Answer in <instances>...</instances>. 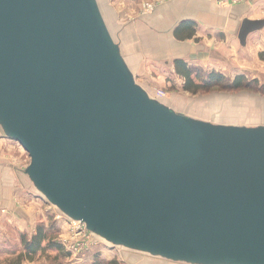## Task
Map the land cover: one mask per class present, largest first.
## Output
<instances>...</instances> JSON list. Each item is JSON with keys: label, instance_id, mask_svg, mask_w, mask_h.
<instances>
[{"label": "water", "instance_id": "1", "mask_svg": "<svg viewBox=\"0 0 264 264\" xmlns=\"http://www.w3.org/2000/svg\"><path fill=\"white\" fill-rule=\"evenodd\" d=\"M263 23L243 18L240 43ZM0 130L27 152L37 192L108 244L264 264V124L151 97L98 0H0Z\"/></svg>", "mask_w": 264, "mask_h": 264}, {"label": "rangeland", "instance_id": "2", "mask_svg": "<svg viewBox=\"0 0 264 264\" xmlns=\"http://www.w3.org/2000/svg\"><path fill=\"white\" fill-rule=\"evenodd\" d=\"M221 1L224 6L227 5V2L229 3L226 0ZM231 1L230 5L238 0ZM252 1L250 0V2ZM169 2H174V0H98L112 34L119 39L121 51L134 73L136 82L140 83L149 95L153 94L155 89L162 90L165 94L163 99L165 101L169 99L174 109L186 112L196 118L200 117L222 124H264V79L262 77L249 79L244 75L251 82L247 88L231 89L230 85H215L206 90L198 89L193 92L185 89V78L177 73L174 62L165 63L163 58L153 53L151 49L142 47L138 31L146 28V14L151 11V8L157 6L161 9ZM261 30L263 38V26L249 33L250 37L252 38L256 35L255 33L261 32ZM145 34L142 32V36ZM255 38L258 39V37ZM144 42L148 46L145 40ZM256 54L257 64L252 60L253 67L258 69L262 64L264 69V51H257ZM166 56L169 59V54ZM260 73L264 74L258 70V75ZM202 74H204L202 69H194L191 75L194 84L201 82L197 76L204 77ZM228 79L231 81L230 77ZM4 137H1L4 141L1 144L3 159L18 169L13 174L14 177L17 178V182L25 193L33 194L32 198L35 199L37 208L42 211L43 216L37 225H44L50 238L61 243L64 251L70 254L65 256L52 246H48L43 252L38 251L32 260L22 259L18 264L23 262L26 264H67L70 258L80 259L85 264H91L95 259H98L100 264H108L110 260H115L116 264H183L170 262L160 257L155 258L143 252L112 246L96 235L84 231L82 223L69 219L57 207L46 201L41 193L37 192L20 170L29 164L27 152L17 141ZM17 173L19 178L16 176ZM32 198L30 197V201ZM24 234L26 239L31 237L27 233ZM19 237L21 238V235ZM8 245L11 246V250H0V264H15L18 261V253L23 250L22 239L21 243L19 239L18 242L15 240L9 242ZM9 251L12 252L9 253ZM80 260L79 263H76L81 264Z\"/></svg>", "mask_w": 264, "mask_h": 264}, {"label": "crops", "instance_id": "3", "mask_svg": "<svg viewBox=\"0 0 264 264\" xmlns=\"http://www.w3.org/2000/svg\"><path fill=\"white\" fill-rule=\"evenodd\" d=\"M221 2V0H174L161 9L157 6L151 8L145 16L146 28L138 31L142 47L151 49L153 53L163 58L165 63L182 60L190 68L202 69L204 72L202 78L215 71L226 78L230 77V80L237 75H245L249 79L260 76L264 79V74L258 75V70L264 72L263 65L261 64L258 69L252 65V60L257 64L255 60L257 51H264L262 30L255 33L252 38L248 33L242 44L237 35L243 18L264 20V0L252 2L238 0L231 5L227 2L226 6ZM181 20L194 23L192 37L179 39L174 36L179 22L175 23V29L171 28V25ZM142 32L146 34L142 36ZM260 45L263 46L259 47ZM167 54L170 56L169 59L166 58ZM165 102L172 106L169 99ZM1 137H4V134L0 130V250L4 251L11 250L8 243L13 240L18 242L21 234L27 233L32 236L43 215L32 198L33 194L25 193L14 177L13 174L18 169L3 159L1 144L4 141ZM16 176L19 178L18 173ZM79 260L70 258L67 264H77ZM83 262L81 261V264H85Z\"/></svg>", "mask_w": 264, "mask_h": 264}, {"label": "trees", "instance_id": "4", "mask_svg": "<svg viewBox=\"0 0 264 264\" xmlns=\"http://www.w3.org/2000/svg\"><path fill=\"white\" fill-rule=\"evenodd\" d=\"M193 33L194 23L191 21H182L176 28L174 36L178 37L179 39L185 37L190 38L192 37ZM174 63L178 73L183 75L185 78V89H188L193 92H196L198 89L206 90L212 88V86L215 85H230L231 89H242L247 88L248 85L251 83L244 77V75L236 76L233 78V80L229 81V79L225 78L221 73L212 71L205 78H202L198 75L197 77L201 79V82H199L198 84H194L191 75L194 69H197L198 67L190 68L186 66V64L182 60H175ZM20 239H22L23 250L18 253V261L15 264H18L20 261H22V259L32 260L38 251L43 252L48 246H52L59 253L65 256L70 255L67 251H64V248L61 243H58L53 238H50V236L48 235V231L42 224L37 225L35 233L29 239H26L25 234H21ZM91 264H100V262L98 261V259H95ZM108 264L116 263L115 260H110Z\"/></svg>", "mask_w": 264, "mask_h": 264}, {"label": "built area", "instance_id": "5", "mask_svg": "<svg viewBox=\"0 0 264 264\" xmlns=\"http://www.w3.org/2000/svg\"><path fill=\"white\" fill-rule=\"evenodd\" d=\"M152 95H154L153 97H156V98H162L163 99V97H165V94H164V92L162 91V90H156L155 89V91L153 92V94H151L150 96H152ZM76 222H80V221H76ZM80 223H82V222H80ZM83 224V223H82ZM83 227H84V231H86V232H89L86 228H85V225L83 224ZM90 233V232H89Z\"/></svg>", "mask_w": 264, "mask_h": 264}]
</instances>
